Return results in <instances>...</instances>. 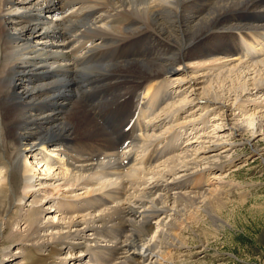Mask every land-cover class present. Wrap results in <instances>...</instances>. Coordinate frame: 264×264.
<instances>
[{
    "label": "bare ground",
    "instance_id": "bare-ground-1",
    "mask_svg": "<svg viewBox=\"0 0 264 264\" xmlns=\"http://www.w3.org/2000/svg\"><path fill=\"white\" fill-rule=\"evenodd\" d=\"M116 86L139 89L133 110L103 115ZM208 108L214 139H189ZM146 119L187 135L177 156L151 164ZM245 133L264 136V0H0L3 264H187L183 228L198 213L225 226L210 176Z\"/></svg>",
    "mask_w": 264,
    "mask_h": 264
},
{
    "label": "rangeland",
    "instance_id": "rangeland-1",
    "mask_svg": "<svg viewBox=\"0 0 264 264\" xmlns=\"http://www.w3.org/2000/svg\"><path fill=\"white\" fill-rule=\"evenodd\" d=\"M120 60H121L120 62H115L114 65L116 63L124 64L129 62V60L126 59H120ZM124 60H126V62ZM114 78L118 80V77H114ZM189 86L184 87V90L189 88ZM76 87L77 86L75 85L74 92L76 91ZM116 87H117L116 90L115 88L114 90L112 88V90H109L106 94L104 95L101 94V98H106L107 100L109 99L108 100L109 104L105 105L106 113L105 114L103 113V115L109 116V114H111L112 112L110 108L112 107L117 108V105H122V104H124L127 108L125 111H127L128 108L133 110L132 106L136 102L135 96L140 92L139 89L137 90L133 89L130 92H127L123 97L118 99L117 97L123 92L122 87L125 86H121L120 88L119 86ZM125 88H127V86ZM174 90L181 92L183 88L180 90L176 88ZM188 90L190 91V89ZM116 91L118 92L120 91L121 93L119 92L118 94V92ZM110 92H112L113 94ZM160 95L161 93L156 98V102H155L156 106L158 102L160 103L161 101L162 97ZM80 98L81 100L86 99L85 95H81ZM193 98L196 99V96L194 95ZM113 99H114V103H113ZM244 99L245 98H241L237 103L241 105L244 104L242 103ZM196 104L197 103H194L192 105L189 104L190 106H188L186 110H183L180 113H178L177 114L178 119L189 116L190 111H192L190 109L191 108L193 109V107H195ZM156 106L152 107V109L150 110L153 112ZM218 107L219 109L218 108L217 109L220 110L221 112L224 109H226L222 105L221 107L220 106ZM99 110L101 112V109ZM157 110L158 107L156 108L155 111ZM155 111L154 113H150L152 118L154 115L158 113V112L155 113ZM215 111H216L215 109H210V108H208L207 111H204V114L206 113L205 116L208 117L207 119L208 124L206 123V125H201L202 127L198 125V127H201L198 129L197 126H193L196 129L191 128L194 130H191V136L189 137V139H191L195 135L198 136V138H202V137L209 138L210 136L211 138L209 139H214L212 138L213 135L211 134L212 133L211 129L212 126L214 127V124L216 123L215 120L213 119L214 115H212V114H216ZM192 112H195V110ZM130 116L131 115L128 114L127 112L123 113L122 126L128 128V129L127 128L124 129L126 133H129L131 129V134L134 137L135 134H139V131L138 130H137L138 132L135 131L136 133L132 131L133 129L136 130L137 128L136 125L139 126L140 123L138 124V122L136 121L134 117L135 115L131 117V119ZM196 116L197 115H195V117ZM147 120L149 119L144 120L145 123H143L144 122L143 121L141 125L142 127H144L143 128L145 130L144 133L149 132L150 134L152 133L151 135L153 136L152 137L149 133H147L148 135H150L148 136V138L150 137L149 138L150 140L147 138L146 141L148 140L150 143L145 142V147H147L146 149L150 150V153L155 152L154 159H152L153 163L151 162V164L154 165L156 161L157 163L161 161L163 163V161L166 158L167 159H169V157L171 158L172 156L170 155L173 154H174L173 157L177 156L178 155L177 153H180V150L182 149V145H184L185 141L188 139L187 135H183L182 134L183 132H181V135H179L180 138L178 139L177 137L179 136L177 135V133L179 130L177 131L176 128L172 130L167 129V131L165 130L164 132L163 129H166V127L169 128L168 126H165L164 121L159 120L161 123L158 121L151 122L154 125L153 126L151 123H149V121L151 120L149 121ZM110 123L112 124L114 129H117L118 122L114 121ZM145 124L147 127L145 126ZM157 124L158 126H156V128H153ZM186 127H189V124ZM222 128L225 131L224 132L225 134L229 131L230 126L229 124L225 125V123H223ZM203 131L205 135L201 133ZM175 138L176 141L174 140ZM232 138L233 137H231L230 139ZM83 139L85 142L89 141L85 138ZM170 139L173 141H171ZM232 141H235V144H233V146H231ZM232 141L224 143L219 147L220 148L219 151H221L226 145H228L229 147L228 149H230V151L227 154H224L227 155L225 159L227 160L229 159L228 163L223 165L224 169L221 172H217V173L215 172V175L212 174L210 176V179H212L214 178V176H216V174H218L219 178H224L223 186L225 190L221 193L222 195L219 196V199L221 198L222 200V204H219L218 202H214V200H211L209 201V204L211 202L212 204L209 205L208 207L210 212H214L213 214H217V216L221 219V221L225 224V226L221 225L220 223L216 225L211 221V219H209V217H205L203 214L199 215V213L197 215L198 218H196L194 221V225H191L190 227H187L185 225L186 228H183L182 230L183 233H181L182 236L181 238L186 239L185 245L189 247L187 249V253H189V251L191 252V257H187L188 258V260H186L187 264H264V136H259L255 140H253V137L251 136L250 133H245L243 136L236 137ZM168 143L170 145H168ZM163 149L165 150V152ZM109 153L111 152H106V155ZM35 166H37V161L35 162ZM30 167L32 168L31 165ZM33 170L34 171L36 170V173H39L41 171V170L39 171V169H33ZM196 174H198L197 176L198 179L200 180L205 179L207 175L202 173L201 174L196 173ZM179 176L180 174L178 175V177ZM175 177H177V175ZM148 178L151 179V176ZM150 183L152 184V180L150 181ZM214 187L216 186L212 185L211 188L214 189ZM205 188H207V186ZM178 217L180 218L179 215ZM215 226H217V228ZM183 251H186V249H184ZM199 251H203V253L196 254ZM1 260H2V256L0 257V264H3Z\"/></svg>",
    "mask_w": 264,
    "mask_h": 264
}]
</instances>
